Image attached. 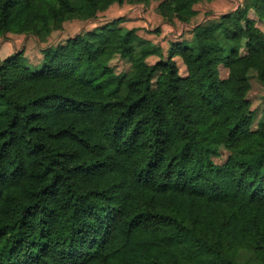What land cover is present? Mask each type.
Returning <instances> with one entry per match:
<instances>
[{
	"label": "trees",
	"instance_id": "1",
	"mask_svg": "<svg viewBox=\"0 0 264 264\" xmlns=\"http://www.w3.org/2000/svg\"><path fill=\"white\" fill-rule=\"evenodd\" d=\"M204 1L157 11L190 25ZM126 2L0 0V36L43 41ZM251 12L264 20V0L167 54L120 19L46 48L39 70L21 53L0 61V264H264V116L254 128L249 98L264 32Z\"/></svg>",
	"mask_w": 264,
	"mask_h": 264
},
{
	"label": "rangeland",
	"instance_id": "2",
	"mask_svg": "<svg viewBox=\"0 0 264 264\" xmlns=\"http://www.w3.org/2000/svg\"><path fill=\"white\" fill-rule=\"evenodd\" d=\"M162 0H150L148 3H136L134 0L120 6L111 5L105 12H101L94 20L81 21L72 19L63 23L62 27L56 29L43 41L32 35L6 34L0 36V61H4L10 56L21 53L27 61V66L31 70H39L45 64L44 50L50 46L55 47L65 44L69 38L79 34L112 26L113 22L122 20L118 25L126 29H136L139 36L149 40L155 46L163 48L167 54L172 43L187 42L192 40V27L198 24H208L216 21L219 17L233 12L237 9L242 0H214L204 1L196 5L199 11L198 16L190 25L175 23L174 27L166 23L158 14L157 7ZM251 18L255 20L257 27L264 32V20H260L254 12ZM190 27V28H189ZM157 57L148 60L155 63ZM181 75H185L186 67L180 58H175ZM111 66L118 74L130 71L131 64L128 60L115 56L111 60ZM221 77H227V70L221 68ZM252 89L249 98L252 102V109L255 111L254 128L258 121L264 116V85L261 84L255 75L251 78ZM224 154V150L222 151ZM222 158H216L221 163Z\"/></svg>",
	"mask_w": 264,
	"mask_h": 264
},
{
	"label": "crops",
	"instance_id": "3",
	"mask_svg": "<svg viewBox=\"0 0 264 264\" xmlns=\"http://www.w3.org/2000/svg\"><path fill=\"white\" fill-rule=\"evenodd\" d=\"M178 23V22H177ZM183 25H186V24H183ZM199 25V24H198ZM173 27H174V25H172ZM187 26V25H186ZM192 27V29L194 28L193 26H191ZM190 28V27H189ZM192 29H191V31H192Z\"/></svg>",
	"mask_w": 264,
	"mask_h": 264
}]
</instances>
